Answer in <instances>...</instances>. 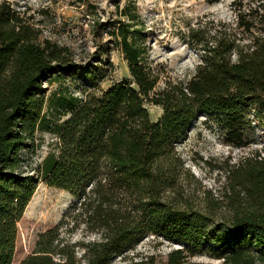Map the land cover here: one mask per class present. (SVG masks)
Masks as SVG:
<instances>
[{
  "label": "trees",
  "instance_id": "trees-1",
  "mask_svg": "<svg viewBox=\"0 0 264 264\" xmlns=\"http://www.w3.org/2000/svg\"><path fill=\"white\" fill-rule=\"evenodd\" d=\"M231 5L233 22L189 29L192 74L163 80L139 38L142 23L125 7L126 21L96 24L97 59H87L0 0V264H12L17 224L40 183L72 202L20 264H112L148 236L175 247L164 264H264V140L237 162L214 163V190L177 150L200 117L232 149L264 132V0ZM110 44L129 79L101 91ZM76 80V92L49 102L50 85ZM146 104L160 108L157 120ZM38 132L53 134L57 153L31 167ZM202 254L215 262L191 260Z\"/></svg>",
  "mask_w": 264,
  "mask_h": 264
},
{
  "label": "rangeland",
  "instance_id": "rangeland-1",
  "mask_svg": "<svg viewBox=\"0 0 264 264\" xmlns=\"http://www.w3.org/2000/svg\"><path fill=\"white\" fill-rule=\"evenodd\" d=\"M26 10L36 22L42 35L60 44L70 46L84 58L97 59L94 52L100 44L97 34V23L126 21L120 16L125 7L128 12L135 14L142 23L139 28V38L148 47L151 64L163 68L164 78H188L194 69L198 55L187 40L190 28L203 24L211 28L218 22L231 23L234 21L232 10L233 0H6ZM247 1V0H245ZM90 6H86V4ZM43 11V13H41ZM105 37L102 42H104ZM109 61L112 67L104 75L99 89L104 91L113 83L129 79L128 67L120 49L113 44L109 46ZM162 80V81H163ZM81 82L75 83L57 81L48 87L49 102L54 94L68 90L74 93L80 88ZM162 86V82L159 84ZM146 109L152 120L161 116L159 107L146 104ZM52 120H56V111L45 108ZM67 118L58 119L59 123ZM200 117L190 129L185 140L178 143L177 150L185 162V167L210 189H215L216 172L214 163L229 157L231 162H237L253 150L261 148L264 132L254 130L255 144L243 149L230 148L222 142L220 130L213 124L203 123ZM38 150L35 156L28 157L27 164L33 167L48 154L57 153L56 140L52 133L38 132L35 136ZM45 197V198H44ZM72 197L66 192L49 188L40 183L22 218L17 224L14 255L12 264L20 262L31 252L40 233L54 227L63 213L69 208ZM55 206L48 214L46 210ZM175 247L168 243L160 244L155 237L148 236L124 257L115 258L112 264H150L149 257L153 256L154 264H164L167 253ZM195 262H215L202 254L191 259Z\"/></svg>",
  "mask_w": 264,
  "mask_h": 264
},
{
  "label": "bare ground",
  "instance_id": "bare-ground-1",
  "mask_svg": "<svg viewBox=\"0 0 264 264\" xmlns=\"http://www.w3.org/2000/svg\"><path fill=\"white\" fill-rule=\"evenodd\" d=\"M45 198V197H44ZM30 202V201H29ZM55 206H51L49 209L46 210L45 214L50 213V211L52 212L54 210Z\"/></svg>",
  "mask_w": 264,
  "mask_h": 264
}]
</instances>
